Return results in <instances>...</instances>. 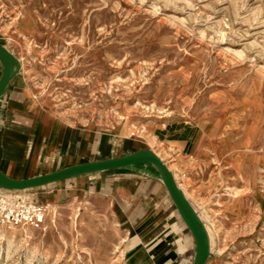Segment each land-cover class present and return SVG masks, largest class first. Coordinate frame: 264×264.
I'll use <instances>...</instances> for the list:
<instances>
[{
    "label": "rangeland",
    "instance_id": "374dc122",
    "mask_svg": "<svg viewBox=\"0 0 264 264\" xmlns=\"http://www.w3.org/2000/svg\"><path fill=\"white\" fill-rule=\"evenodd\" d=\"M0 32L40 106L165 157L205 229L208 262L264 264V0H0ZM182 121L200 134L178 166L154 132ZM170 201L167 213L181 215ZM43 204L40 226L0 223V264L147 258L108 197Z\"/></svg>",
    "mask_w": 264,
    "mask_h": 264
},
{
    "label": "crops",
    "instance_id": "0c3cea01",
    "mask_svg": "<svg viewBox=\"0 0 264 264\" xmlns=\"http://www.w3.org/2000/svg\"><path fill=\"white\" fill-rule=\"evenodd\" d=\"M0 46L9 51L14 68L13 77L0 94V176L33 179L88 162L153 151L149 141L131 137L121 129L77 124L44 109L23 73L20 57L2 35ZM4 71L0 57V81ZM196 126L182 121L170 125V136L168 125L164 131L154 132L168 149V155L181 156L174 158L175 165L182 166L186 157H194L187 151L199 137ZM163 160L170 167L165 157ZM149 165L154 166L147 162L81 174L27 189V195L40 203L66 201L87 193L104 195L111 201L115 214L122 221H130V228L135 231L134 243L144 245L147 258H140L138 264H195L197 254H191L195 236H191L193 232L182 214L167 213L172 205L170 200L175 201L165 181L142 168ZM205 264L220 263L205 260Z\"/></svg>",
    "mask_w": 264,
    "mask_h": 264
},
{
    "label": "water",
    "instance_id": "95a60500",
    "mask_svg": "<svg viewBox=\"0 0 264 264\" xmlns=\"http://www.w3.org/2000/svg\"><path fill=\"white\" fill-rule=\"evenodd\" d=\"M0 57L2 58L5 65L4 76L0 81L1 94L14 75V68L10 58V53L3 46H0ZM146 162L154 164L159 169L177 207L179 208L181 214L183 215L185 221L187 222L188 226L193 232V235L195 236L198 244L195 264H205L209 244L205 229L201 225V222L199 221L197 216L193 214L192 210L184 199L181 191L179 190V187L175 182L173 173L171 172L165 161L153 151H141L118 158L88 162L33 179L11 180L0 176V187L10 190H25L30 188H37L49 183L71 178L81 174L122 168Z\"/></svg>",
    "mask_w": 264,
    "mask_h": 264
},
{
    "label": "built area",
    "instance_id": "2783aa9c",
    "mask_svg": "<svg viewBox=\"0 0 264 264\" xmlns=\"http://www.w3.org/2000/svg\"><path fill=\"white\" fill-rule=\"evenodd\" d=\"M19 191L0 187V223L9 226H40L45 221L47 206L25 198Z\"/></svg>",
    "mask_w": 264,
    "mask_h": 264
},
{
    "label": "bare ground",
    "instance_id": "6f19581e",
    "mask_svg": "<svg viewBox=\"0 0 264 264\" xmlns=\"http://www.w3.org/2000/svg\"><path fill=\"white\" fill-rule=\"evenodd\" d=\"M157 153V152H156ZM158 154V153H157ZM159 155V154H158ZM160 156V155H159ZM161 157V156H160ZM162 158V157H161ZM163 159V158H162ZM169 169H170V167H169ZM234 189V188H233ZM233 191V190H232ZM236 193V192H235ZM27 194V193H26Z\"/></svg>",
    "mask_w": 264,
    "mask_h": 264
},
{
    "label": "trees",
    "instance_id": "16d2710c",
    "mask_svg": "<svg viewBox=\"0 0 264 264\" xmlns=\"http://www.w3.org/2000/svg\"><path fill=\"white\" fill-rule=\"evenodd\" d=\"M147 163V162H146ZM154 165V164H153Z\"/></svg>",
    "mask_w": 264,
    "mask_h": 264
}]
</instances>
